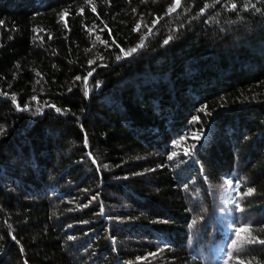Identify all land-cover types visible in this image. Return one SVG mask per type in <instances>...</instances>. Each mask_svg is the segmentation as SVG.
<instances>
[{"label": "trees", "instance_id": "trees-1", "mask_svg": "<svg viewBox=\"0 0 264 264\" xmlns=\"http://www.w3.org/2000/svg\"><path fill=\"white\" fill-rule=\"evenodd\" d=\"M262 241L264 0H0V264Z\"/></svg>", "mask_w": 264, "mask_h": 264}, {"label": "snow or ice", "instance_id": "snow-or-ice-1", "mask_svg": "<svg viewBox=\"0 0 264 264\" xmlns=\"http://www.w3.org/2000/svg\"><path fill=\"white\" fill-rule=\"evenodd\" d=\"M197 139H198V137H197ZM247 194L250 195V194H251V190H249V193H247ZM243 231H245V229H243V228L238 229V230H237V235H239V233H240V232H243ZM233 243L235 244V242H233ZM262 243H264V241H262Z\"/></svg>", "mask_w": 264, "mask_h": 264}]
</instances>
